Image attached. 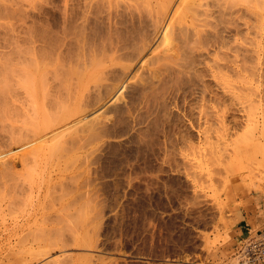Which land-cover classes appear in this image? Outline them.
<instances>
[{"label":"rangeland","instance_id":"obj_1","mask_svg":"<svg viewBox=\"0 0 264 264\" xmlns=\"http://www.w3.org/2000/svg\"><path fill=\"white\" fill-rule=\"evenodd\" d=\"M12 1L13 2L10 0H0V25H3L0 26V52H2L0 53L2 56H0L3 58L2 60L0 57V94H2L0 95V108H2L0 117L1 115H5L6 117H4L8 119L2 120L3 116L0 118V129L3 130V132L1 130L0 132H2L3 135H6L4 138H2V140H6L7 138L5 137H8V135L11 136L15 134L14 137H17L19 127L23 128V126L24 129L29 127L31 130L29 131L27 128L29 131L27 132L29 134L33 135L35 132L34 129L32 130L31 126H27V122H23L25 119L22 112L27 113L31 117V113L33 114V111H31V105L30 107L28 105L29 103L27 97L26 99L23 98L25 96V92L21 91L23 89L18 87L21 85V83L17 84L19 77L15 75L20 74V65H25L21 63H27L26 60L29 59V57L30 59L34 58V64L37 67L38 73V0L36 3V0ZM149 1L150 0H145L144 2H147L146 8H144L145 6L143 7V5H145L143 2H139L143 3L141 7H143L144 10L146 9L145 11H150L152 7L156 9V2H158V6L159 2L162 0H151V2H155V6H150L151 3ZM178 1L179 0H173L171 2L170 8L172 6H176ZM251 1L253 0H250V2ZM201 2L206 4L207 2H211V0H202ZM250 2L246 0L245 2L244 0L243 2H240L242 4L241 7H243V3L246 5L248 9L246 10V13L248 12V15H250L249 11H256L255 9L259 8H255L258 4L256 1V5H254L255 7L253 6L254 8L251 9L252 5L255 3L250 4ZM3 3L4 5L2 6ZM172 3L174 4L172 5ZM249 5H251V7ZM15 6L17 8H15ZM200 7H203V5H188L185 10L183 7L182 9L185 12L187 10L188 11L185 13L181 10L183 13H185V15H179L178 12L175 17V20L178 22V26L180 24L182 28L185 26L184 29L189 28L191 30L192 27H190V25L192 26L197 22V19L204 17L202 14L198 17L196 15L197 13L199 14L202 12L203 8L201 9ZM2 8L5 9L4 13ZM155 9H152L150 12H153ZM195 10L197 13H195ZM17 12H19V14ZM216 16L219 17L217 10L211 17H208V20H210L209 18L214 20V22L212 19V22L210 20V22L213 23V26L210 27V29L215 31L219 30L221 27V30L223 31V29H226L227 26L230 28V24L228 23L231 20L229 14H224L221 17L215 19L214 17ZM223 18H226L225 21ZM227 18L230 20L228 21ZM181 20H183L185 23H180ZM194 20L195 22H193ZM216 21V24L221 22L220 26H217L216 24L214 25ZM177 22H175V24H177ZM4 24L6 28H4ZM58 24L59 23L57 22L56 25ZM163 24L158 30L157 35L155 34L156 36L150 43L151 45L147 47V49H149V47L150 49L145 50L147 52L143 56V59H141L137 65L134 64L135 66L133 67V70L122 81L119 82V86L115 88L116 90L114 89L111 92L109 91V96L107 95L108 97L103 100V102H106L105 106L101 108L97 107L98 109L94 108L88 114L86 113L83 116H80L81 118L78 117L71 122H66L61 125L62 127L58 126L56 129L43 133L40 136H36L35 138H32V136L28 134V136H31L29 137L31 139H28V141L22 144H12L11 142L14 141H11L9 137L8 139L9 144L11 143V147L5 146L6 149L1 147L2 150H0V161L1 159L4 161L6 159V162L8 160L9 164L8 162L6 164L9 166L11 165V170L6 171V174L4 172H0V190L7 192L9 189H11L8 192L13 193L11 195L9 193V196L6 195L8 192L6 193L3 191L4 193L0 195V197H3V200H0L1 204H3L0 207V264H231L233 261V251L235 245L247 234L249 228L253 231L264 229V160H262L264 158V91H262L264 90V76L262 75L264 73H262V75L260 74L261 76L257 75L256 80L255 77H250L252 80L249 79V85L251 86L252 90L249 91H252V93L249 92V101L247 99L248 102H245L246 104L248 103V105L244 104L246 111L244 107L239 105L242 108H236L238 105H234V108L232 107L233 109L230 111V115L235 117H231V122L228 124L227 129H225L222 124H214V126L212 125L213 127L207 126L206 124H203L202 119H200L201 123L199 122L202 126L196 123L197 128L196 126L189 127L187 120H184L186 119L185 116L180 119V116H182L180 114L181 111L176 106H174V104L170 103L165 105L166 107H162L165 104L163 103L164 95L162 96V94L165 93L166 96L169 92L168 89L171 88L170 90H172V85H174V83L168 82L169 84H166L167 90L165 89V86L164 88L160 87L161 89L159 88V90H155L154 94H149L148 98L146 93V99L143 96V100L141 99L142 96H133L134 93H132L135 91L134 87L137 84V82H135L134 76L136 74H142L145 69V66H143V68H139L141 62L145 59V57L147 58L148 55L150 56L156 53V50L152 52L151 50L159 42L158 40L161 38L160 35H162V32L164 31L163 29L165 28L164 26L167 23H165L164 26ZM215 26L217 29L214 30ZM150 29L153 33V29L151 27ZM222 31L219 30V34L223 32V34H226L225 31ZM251 31H253V29ZM231 42L232 40H230V43ZM207 44H210V42ZM163 47L166 46L162 45L157 49L161 51ZM19 49H21L23 52ZM5 54H10V57L6 59L7 57L5 56L7 55ZM25 57H27V59ZM16 59L17 61L15 62L14 60ZM116 62L121 63V59H117ZM122 62L125 63L123 59ZM199 66L201 67V65ZM262 67L264 70V64H262ZM51 68L53 69L54 65H51L48 69L51 70ZM50 70L47 71L49 72ZM36 81L38 82V79H36ZM257 81L258 83H255ZM234 82V89L237 90L236 85L238 86L239 82L237 80ZM14 85L15 87H13ZM36 86H38L37 83ZM254 86H257L258 89H256L257 87L254 88ZM19 88L20 90H18ZM218 88L219 87H217V90ZM9 89H11L10 92H8ZM162 89L166 91H161ZM253 90L257 93L254 92V94ZM120 92H122V99H116L115 97H117ZM219 92L221 93V91ZM9 93H11V95ZM66 95L68 94H64V97L60 98V100L57 102V105H55L56 103H54V100H52L54 102L47 100V103H53V105L56 106V109L58 108V111H56L57 114L60 113L61 109L65 107L68 109L71 106L74 109L76 108V104L74 103L76 100L74 98L73 100L72 98L69 99V95L68 99L66 100ZM129 96L133 97V99H130L131 102L128 99ZM157 96H159L158 99ZM6 97L8 100L5 99ZM160 97L162 100L159 99ZM3 99L4 102H6L5 104L2 102ZM25 101L28 104H26ZM70 101L74 102L70 103ZM129 102L130 105L128 104ZM160 102H162L161 104L163 105H161ZM118 104L122 105L125 111L123 110L121 111L122 113H117V110L114 106H118ZM23 105H26V107ZM53 105H49L52 107L51 110H55V106L53 108ZM45 106L48 108L47 104ZM3 107H6L5 109L7 114H11L7 115L4 113L5 109ZM72 107L69 110H73ZM105 107L110 108L106 109ZM47 108L46 111L50 109ZM219 108L220 107H217L216 110L221 114V112H219L221 111V108ZM48 111L50 114L53 112L50 110ZM16 112H19V117L16 115L17 118L14 116ZM98 112H100V116L105 115L108 117L105 119V116H99V119L106 121V123L105 121L103 123L101 120H99L104 124L105 129L102 126L104 130L101 128L102 131L98 132V126L103 125L99 122L96 125L98 128L92 130L93 133L96 132L95 130H97L98 134L87 132L91 131L89 130V126H86L88 129L83 126V129L85 128L84 130L78 128V131L76 129L74 132L73 129L72 132L70 131L71 133L68 132L74 126L78 127L77 125H79L80 127L82 125L81 123H83L86 118L88 119L89 117L95 115V113L98 114ZM20 115H22V117ZM118 115L120 117H118ZM178 115L180 116L178 117ZM12 116H14V118ZM9 117H12L14 122L12 119L9 120ZM31 119L32 118H30V120ZM181 120L185 121L187 124L184 123L183 126V124L180 123ZM2 121L3 124L5 123V125L1 124ZM3 126L4 128L6 127L5 131ZM204 126L207 127L209 131L216 129L212 132L213 134H216L217 132L218 135L214 136L211 132L213 135L212 137H215L216 139V136H219V133L221 134L224 129L227 133L224 131L225 133L223 132L222 135L225 136L222 137L220 135L218 140H215L214 142L212 139L215 138L211 137V139L203 137L205 135L203 134L204 130L206 129ZM247 128L254 129L252 130L254 131L253 137L249 136L250 129ZM197 129L199 132L201 130L200 133L203 135L201 137L199 136L201 139H198V137L197 139L193 137L192 131H196ZM208 130L206 129V132ZM247 130L248 133H246ZM10 131H13L14 133L9 134ZM61 131H67L69 133L66 136L64 135V137L59 140L61 143H65L63 145L59 141L56 142L54 140L56 134L58 135L62 133ZM36 132L38 134V131ZM88 133L92 135H89ZM2 134L0 133L1 136H3ZM76 135L79 136V138H76ZM240 135L243 137H240ZM89 136L91 139H93L91 140ZM95 136L98 137V139ZM202 137L205 139H202ZM232 138L234 140H232ZM50 139L51 141H54L51 142ZM5 140L0 141V143L4 142ZM66 140L69 142H65ZM257 140H259V142H257ZM81 141L82 144H80ZM211 141L212 143L210 144ZM49 143L54 144L53 147L61 146L62 150L60 149L55 153V155L60 158H56L55 155L48 154V149L52 146ZM194 143L196 145H194ZM191 144H193L195 147H197V145L200 146L199 149L202 151L199 153L203 154V156L201 155L202 157L200 154L199 157H197V152V155L194 157V146ZM38 146H41L39 152H37ZM33 147L36 148L35 151L38 153L36 158L33 157L35 156L33 155L35 152L30 151ZM189 149L192 151L191 155L187 154L189 153ZM86 156L87 158H84ZM260 157H262L261 161L259 160ZM24 158L26 159V162ZM66 159H68V161ZM30 160L31 163H29ZM70 162L73 164H69ZM31 164L35 165L32 166ZM57 165L59 167H57ZM27 166L30 167L29 169H31L30 172L33 175L31 174L30 178L33 180L30 179L28 181V179H26L29 174H26V176L28 175L27 177L25 176L24 167ZM31 166L34 167L33 170ZM227 167H229V169ZM47 175L49 176L47 177ZM21 181L24 183L23 185H21ZM5 183H7V185H5ZM53 183L56 184L55 187ZM30 189H32V191H30ZM53 189L56 191L53 192ZM51 192L52 194H50ZM57 192L60 193L57 194ZM87 192L90 193L88 194ZM24 193L27 194V196ZM18 195H20V197ZM5 196L8 197L5 198ZM15 197L18 198V201H15L16 203H14ZM54 197L55 200L52 201ZM72 199L76 203H74ZM86 201L91 203L87 204ZM2 202H5V204ZM21 202H23L21 204L23 210L20 211L17 208L20 207V204L18 203ZM2 207L3 209H1ZM80 212L82 214H80ZM64 213H68V215H61ZM82 215H85V217L83 218ZM36 225L38 227L42 226L43 229H39L38 236L36 237L35 241L34 237L32 240L33 234L31 233V229L33 227L35 228ZM241 225L247 227V229L244 228L243 234H239L238 232L240 231L239 228ZM57 227L62 229L59 230ZM63 227L65 228L63 229ZM50 228L53 230H49L48 233L47 229ZM29 229L30 231H28ZM50 231L52 233H50ZM86 231H88L87 234L85 233ZM85 239H87V243ZM23 248L24 251H27L26 253L23 251ZM32 250H35V252L37 251V253ZM29 251H31L33 254L29 253ZM61 251H63V253ZM61 254H64L63 259ZM82 255L83 257H81Z\"/></svg>","mask_w":264,"mask_h":264},{"label":"bare ground","instance_id":"obj_2","mask_svg":"<svg viewBox=\"0 0 264 264\" xmlns=\"http://www.w3.org/2000/svg\"><path fill=\"white\" fill-rule=\"evenodd\" d=\"M6 1H8V0H6ZM10 1L13 2L12 0H10ZM154 1H156V0H154ZM154 1L153 2H151V0L149 1L151 3L150 6L154 5V3H155ZM172 1L173 0H162L159 2L158 6H157L158 2H156V4H155L156 9L153 7L152 8L150 7L151 10L155 9L153 12H150L151 10L150 11H148V10L145 11L146 9L144 10V8H146V3H147V2L144 3L145 0L144 1L143 0L142 1L141 0H139V1H137V0H38V51H37L38 52V60H37L38 61V73H37V67L34 64L35 63V61L33 60L34 58L30 59V57H29V59H30V61H29V59H27V57H25L27 59L26 60L27 63H21V64H23V65L25 64V65L24 66L20 65L21 66L20 67L21 68L20 74L15 75V76L19 77L18 78L19 81L17 82V84L21 83V85H19L18 87L22 88L23 90H21V91L25 92V96L24 95H22V96H24L23 97L24 99H26V97H27L29 104L26 102L27 100L25 101V103L28 104L29 107L31 105V107H32L31 111H33V114L31 113V117L27 113L22 112L24 115L23 117L25 119V120H23V122L24 121H25V123L27 122L28 123L27 126L28 125L31 126L32 130L34 129L35 132L33 135H31L28 133L29 131H31L29 129V127H26L25 129H24V126H23V128L19 127L17 137H14L15 134L11 135L12 137L9 135H8V137H5V138H7L6 140H8V141L3 139L5 141L0 143V150H2L1 147L2 148L4 147V149H6L5 146L11 147V143L12 144H14V143L22 144V143L28 141V139H31V138H29L31 136H32V138L33 137L35 138L36 136H40L43 133L50 132L51 130L56 129L58 126H61L62 124L66 123V122H71L72 120H74L80 116H83L86 113L88 114L94 108L96 109L97 107L101 108V107L105 106L106 102H103V100H105V98L109 96L108 93H110L117 86H119V82L122 81L133 70V67L135 65H137V63L141 59H143V56L147 52L145 50L147 49L148 46L151 45L150 43L153 41L154 37L157 35V32L160 29L163 22H164L163 26L165 25V23H167V24L164 26L165 27L164 29L162 28L164 31L162 32V30H161V32H162V35H160L161 38L159 40L157 39L159 42L151 50V52L156 50V53L154 55H150V56L148 55L147 58L145 57V59L141 62L140 67H139V68H141V67L143 68V66H145L143 73L142 74H136L134 76L135 82H137V84L134 87L135 91L133 90L134 92H132V93H134L133 96L140 95V96H142L141 97L142 100H143V96L146 99V96H145L146 93H147V98H148L149 94L150 95L154 94V91L159 90L160 87L164 88V86H165V89L167 90L166 84H169L168 82H172V83H174V85H172V90H170L171 88H169V85H168V88H169L168 94L169 95L166 93L167 95L165 96L164 92H163L164 94H162V96L164 95L163 96V103H165L163 105V104H161L162 102H160V104L163 105L162 107H164L165 105L170 104V103L174 104V106H176L181 111L180 114L182 116L178 115V117L180 116V119H182V117L185 116L186 119H184V120H187L189 127L196 126V128H197L196 123L198 125H201L200 119H202L203 124H206L207 126H212V125L214 126V124H217V125L222 124V126H224L225 129H227L228 124H230V122H231V117H233V115L232 116L230 115L231 114L230 111L234 108L233 106L236 104L238 106L240 105L242 107H244V104L248 105V103L246 104L245 102L249 101V92L252 93V91H249V90H252L251 86L249 85L250 77H255V80H256L257 75H260V74L262 75V73H264V70L262 67V64H264L263 63L264 62V60H263V57H264V32H263L264 0H255V2L253 0V1H251L252 3L250 2V0H246V1H249L250 4L255 3L252 5L251 9H253L255 7L254 5H256V1L258 3L256 5L257 7H255V8H258V7L259 8L255 9L256 11H253V10L249 11L250 15H248V12L246 13V10H248V9L244 3H243V7H241L242 4L240 2H243V0H235V1L234 0H211V2H207L206 4L205 3L203 4L201 2L202 0H179L178 3L176 2L177 4L175 3L176 6H174V7L172 6L173 8L172 7L170 8ZM206 1H208V0H206ZM36 2H37V0L35 1V3ZM139 2H143L145 4V5H143V7L144 6L145 7L144 8L141 7L143 3H139ZM238 2L240 3V5ZM244 2H245V0H244ZM1 3H2V1H1ZM173 4L174 3H172V5ZM3 5H4V3L2 4V6ZM188 5H190V6H202L203 5V7H200L201 9L203 8L201 13L198 14L196 10H195L196 12L195 11L194 12L197 13L196 14L197 17L199 15L201 16V14L204 15V17L197 19V22L194 23L192 26L190 25V27H192L191 30L189 28L184 29L185 26H184V28H182L180 26V24L178 26V22H177V20H175V17L178 14V12H179V15H185V13L188 10L186 12L184 10ZM35 6H34V8H35ZM249 6L251 7V5H249ZM183 7H184V10L182 9ZM11 8H13V7H11ZM15 8H17V7L15 6ZM2 9L4 10L3 11V13H4L5 9L4 8H2ZM181 10L184 11L185 13H183ZM216 10L219 14V17H221L224 14L230 15V19L232 21L227 18L228 21L229 20L231 21V22L230 21L228 22L230 24L229 25L230 28L227 26L226 27V29L228 28L227 30L223 29V31H225L226 34H223L224 32L221 30V27L219 28V30L222 31L223 33H220V34H219V30H215V29H217L216 26L214 28L215 31L210 29V27L213 26V23H211L213 19L209 18L210 20L212 19L210 22V20H208V17H211ZM249 10H250V8H249ZM12 11L14 12L13 9H12ZM25 11H26V9H25ZM171 11H172V13H171ZM194 12H193V14L195 15ZM17 13L19 14V12H17ZM219 17L216 16L214 18L216 19ZM250 17L252 20L250 19ZM225 19L223 18L224 21H225ZM227 20H226V22H227ZM57 22L59 23L58 25H56ZM175 22H177V24H175ZM193 22H195V20ZM213 22H214V20H213ZM226 22H224V23H226ZM18 23H20V22H18ZM180 23L184 24L185 22H183V20H181ZM191 23H192V20H191ZM216 23H217V21L214 23V25ZM218 24H216V25L220 26L221 22L220 23L218 22ZM187 26H189V25H187ZM150 27L153 29L154 35H153ZM4 28H6L5 24H4ZM222 28H224V27H222ZM19 29H21V28H19ZM28 29H29V27H28ZM252 29H253V31H251ZM9 33H11V32H9ZM151 33H152V35H151ZM250 35H252V36H250ZM230 40H232L233 43L232 42L230 43ZM209 42H210V44H207ZM162 45H164L166 47H163V49L162 50L160 49L161 51H159V49H157V48L159 46H162ZM22 47H23V45H22ZM25 48H26V46H25ZM149 49H150V47H149ZM149 49H147V50H149ZM19 50H21V49H19ZM0 53H2V52H0ZM19 53H20V51H19ZM27 54H28V52H27ZM0 55L2 56V54H0ZM5 55H7V54H5ZM9 55L5 56V57H7L6 59H8V57H10ZM18 59H19V57H18ZM117 59H119V60L121 59V63H117L116 62ZM122 59H123V61H125V63L122 62ZM2 60H3V58H2ZM114 60H115V62H114ZM14 61L16 62L17 59ZM19 62H20V59H19ZM19 62H17V63H19ZM9 64H11V63H9ZM202 64H203V66H202ZM51 65H54V68L53 69L51 68V70H50L48 68H50ZM199 65H201V67ZM14 66H15V64H14ZM2 68H3V65H2ZM47 70H50L51 72L50 71L48 72ZM5 73H6V71H5ZM262 76H264V74ZM8 77H6V78H8ZM13 77H14V74H13ZM206 77H208V78H206ZM130 78H131V76H130ZM36 79H38V82L36 81ZM260 79H261V77H260ZM6 80H8V79H6ZM235 80H237L239 82L238 86L236 85L237 90L234 89V87H235L234 81ZM250 80H252V79H250ZM253 81H254V78H253ZM6 82H8V81H6ZM15 83H16V81H15ZM36 83L38 84V86H36ZM255 83H258V81ZM216 85H217V87L220 88V89L218 88V90L221 91V93L217 90ZM13 87H15V85ZM255 87H257V86H254V88ZM20 88L18 90H20ZM11 89H13V88H11ZM11 89H9L8 92H10ZM256 89H258V87ZM163 90L164 89H162L161 91H163ZM166 90H164V91H166ZM234 90H236V91H234ZM254 90H253V93L254 92L257 93ZM262 91H264V90H262ZM11 93H9V94L11 95ZM5 94H6V92H5ZM64 94H68L70 96L69 99L72 98V100H73V98H74L76 100V102L73 101L76 104V108L74 109L71 106L73 108V110H69V109H71V107L69 109L67 107H65V108H62L61 112L57 114L56 111H58V108L56 109L55 105H57V102L60 100V98L64 97ZM0 95H2V94H0ZM68 95H66L67 96L66 100L68 99ZM159 96H157V99ZM161 97L159 99H161ZM115 98L116 99L117 98L122 99V92H120V94ZM5 99H7V97ZM128 99L129 100L133 99V97L129 96ZM247 99H248V101H247ZM47 100H49V101L54 100L55 102L54 101H52V102H54L56 104L55 105H53V103L49 104V103H47ZM71 101H70V103H73ZM2 102L4 104L6 103V102H4V99L2 100ZM68 102H69V100H68ZM130 102H131V100H130ZM130 102L128 103L129 105H130ZM23 103H24V101H23ZM46 104L48 105V108H50V109H48L47 106H45ZM151 104H152V101H151ZM14 105H16V104H14ZM49 105H51V106L53 105V108L55 106V110L54 109L51 110L52 107H50ZM3 106H6V105H3ZM168 106H170V105H168ZM238 106L236 108H242V107H240V106L238 107ZM24 107H26V105ZM114 107L117 110V111L115 110L117 113L118 112L122 113L121 111L124 110L122 105H119V104H118V106H114ZM127 107H129V106H127ZM217 107L221 108V111H219V112H221V114L218 113V111L216 110ZM3 108L5 109L6 107H3ZM14 108L16 109L15 106H14ZM46 108L48 110H50L51 112L53 111L54 113L55 112L56 113L54 114L52 112L53 114L52 113L50 114L48 110L46 111ZM107 108L109 109L110 107H107ZM1 109L2 108H0V112L2 113ZM4 109H3V111H4ZM106 109H104V110H106ZM244 109L246 111L245 107H244ZM14 111H16V110H14ZM27 111H28V108H27ZM103 111H102V113H103ZM100 112H98V114L95 113V115L89 117L88 119L86 118V120L83 123H81L82 128H81V126L79 127V125H77L78 127L74 126L75 128L73 127L72 129H70L69 131L67 130V131L72 132V130L74 129V132H75L76 129H77V131L79 129H83V126H85V128L88 129V127H86V126H89V130L92 131V130L99 127V129H97V130H98V132H101L102 130L105 129L104 124H103L105 120L102 121V119H99ZM4 113H6V109H5ZM18 113L17 112H16V114L14 113L15 114L14 116L18 115ZM10 114H7V115H10ZM25 114H27V115H25ZM127 114H129V113H127ZM195 115H196V117H195ZM2 116L3 115H1V117ZM4 116H3V118L6 117V116L5 117ZM14 116H12V117L14 118ZM20 116L22 117V115H20ZM27 116H29V117H27ZM104 116L102 115L100 117H104ZM121 116H122V114H121ZM12 117L11 118L9 117V120L12 119V121H13ZM18 117H19V115H18ZM21 117H20V119H21ZM118 117H120V116L118 115ZM3 118H2V120L7 119V118H5V119H3ZM16 118H17V116H16ZM30 118H32V119L30 120ZM106 118H108V117L105 116V119ZM99 120H101L103 123H101ZM166 121H168V120H166ZM99 122L103 125H101V126L99 125L97 127L96 125ZM105 123H106V121H105ZM180 123L183 124V126H184L185 121L181 120ZM187 123H185V124H187ZM1 124H3V121L1 122ZM177 124H178V122H177ZM3 125H5V123ZM130 125H129V127H130ZM67 126H66V128H67ZM102 126L104 127V129ZM124 126H125V124H124ZM153 126H154V124H153ZM8 127H9V124H8ZM141 127H143V126H141ZM189 127H187V128H189ZM255 127H253V128H255ZM3 128H4V126H3ZM5 128H4V131H5ZM27 128L29 129V131ZM101 128H102V130H101ZM144 128H145V126H144ZM205 128L208 130L207 127H205ZM253 128H251V129L247 128V129H250L249 136H252V137H253V132H254V131H252V130H254ZM17 129H18V127H17ZM206 129L205 130L203 129L204 130L203 134H205L204 136L202 135V133H200L201 130H200V132L198 131V129L196 131H192L193 137L196 139H197V137H198V139H201V138H199V136L200 137L203 136L205 138H211L213 135L214 136L218 135L217 132H216V134H213V132H212V131H215L216 129L215 130L213 129L212 131L208 130L207 131L208 133L206 132ZM225 129H224V131H225ZM0 130L3 132L2 129H0ZM97 130H95L96 132H94V133L98 134ZM185 130H187V129H185ZM244 130H246V129H244ZM36 131H38V134ZM67 131H65V132L61 131L62 133H60L58 135L56 134V136L54 137L55 138L54 140L56 142L59 141L62 137H64V135L66 136L67 134H69ZM91 131H87V132L94 134L93 131L92 132ZM2 132H0V133L2 134ZM85 132H86V130H85ZM211 132L213 135L211 134ZM223 132H221V134L219 133V136H216L217 139L215 137H212V138H215V139L211 138L212 141H214V142H215V140L217 141L218 137H220V135L222 137H224L225 135L224 136L222 135ZM13 133H14L13 131L12 132L10 131L9 134H13ZM167 133H169V132H167ZM246 133H248V130L246 131ZM28 134L31 136H28ZM92 134H89V135H92ZM190 134H192V133H190ZM4 136H6V135H3L0 137V141H3L2 138H4ZM72 136H73V134H72ZM171 136H173V135H171ZM241 136L242 135H240V137ZM9 137H10V140L14 141V142L10 141L11 143L9 144V139H8ZM203 137H202V139H205ZM254 137H256V136H254ZM76 138H79V136L76 135ZM96 138L98 139V137H96ZM90 139H91V137H90ZM177 139H179V138H177ZM48 140H49V138H48ZM82 140H83V138H82ZM88 140H85V141H88ZM232 140H234V139L232 138ZM235 140H236V138H235ZM50 141H51V139H50ZM53 141H51V142H53ZM212 141L210 142V144L212 143ZM65 142H67V140ZM257 142H259V140H257ZM47 144H46V147H47ZM61 144L63 145L65 143H61ZM80 144H82V141L80 142ZM50 145H52L48 149V154H50V155H55V153L61 149V146L53 147L54 144H50ZM57 145H59V144H57ZM191 145H193V144H191ZM194 145H196V144L194 143ZM40 147L41 146H38L37 152L40 151L39 150ZM64 147H67V146H64ZM72 147H74V146H72ZM194 147H193V155L195 157V155H197L196 154V152H197L198 153L197 157H199V154L201 153L202 150L199 149L200 146H198V145H197V147H195V148ZM77 148H79V147H77ZM191 149H189V151H188L189 153H187V154H190V155L192 154ZM238 149H239V147H238ZM35 150H36V148L33 147L30 151L36 153V154L33 153V155H35L33 157L36 158L38 153ZM45 151H47V150H45ZM190 151H191V153H190ZM209 151H206V152H209ZM85 153H86V151H85ZM60 154H61V152H60ZM232 154H234V153H232ZM84 155H86V154H84ZM201 155L203 156V154H200V156ZM239 155H240V153H239ZM260 155H261V153H260ZM47 156H49V155H47ZM64 156H65V154H64ZM211 156H213V155H211ZM56 158H60V157L56 156ZM84 158H87V156ZM261 159H262V157H260L259 160L261 161ZM32 160H34V159H32ZM66 160L68 161V159H66ZM73 160H74V158H73ZM262 160H264V158ZM3 161L4 160H2V159L0 161V172H4L6 174V171L11 170V165L10 166L8 165L9 164L8 160H7L8 164H6L7 163L6 159L4 162ZM25 162H26V159H25ZM29 163H31V160ZM69 164L72 165L73 163L70 162ZM27 165H28V163H27ZM34 165H32V166H34ZM22 166H24V165H22ZM32 166H31V168L33 170L34 167H32ZM57 167H59V166L57 165ZM24 168H25V171L29 170L28 172L24 171L25 176H26V174H29V176L27 175L28 177L26 176L27 177L26 179H28V181H29L30 179H32V178H30V175L32 174L30 172L31 169H29L30 167H28V166L24 167ZM227 168L229 169V167H227ZM227 168H226V170H227ZM65 169H66V166H65ZM59 170H61V169H59ZM20 174H21V172H20ZM48 176L49 175H47V177ZM252 176H253V174H252ZM17 177H19V176H17ZM23 177H24V175H23ZM261 178H262V176H261ZM251 179H252V177H251ZM22 181H23V179H22ZM22 181H21V183H22ZM47 181H48V179H47ZM23 184L24 183H22L21 185H23ZM5 185H7V183H5ZM55 185L56 184H54V187H55ZM0 189H1V187H0ZM26 189H28V188H26ZM10 190L11 189H9L8 191H10ZM3 191L4 190H2V191L0 190V192H1L0 195H2L4 192H6V191H4V192ZM30 191H32V189H30ZM47 191H49V190H47ZM55 191L56 190H54L53 192H55ZM27 192H28V190H27ZM27 192H25V193H27ZM9 193L10 192H8V194H6V195H9ZM12 193H10V195ZM59 193L57 192V194H59ZM19 194H21V193H19ZM27 194H25V195L27 196ZM50 194H52V192ZM18 196L20 197V195H18ZM49 196H51V195H49ZM6 197H8V196H5V198ZM55 197H54V199H52V201L55 200ZM17 199L18 198L15 197L14 203H16L15 201ZM0 200L2 201L3 197H0ZM69 202H70V199H69ZM76 202H77V198H76ZM76 202L74 201V203H76ZM2 203L5 204V202H2ZM22 203L23 202L18 203V204H20V207H21ZM90 203L91 202H89V203L87 202V204H90ZM2 205L3 204H1V202H0V207ZM6 205H8V204H6ZM15 206H17V205H15ZM63 206H65V205H63ZM80 206H82V205H80ZM3 207L1 209H3ZM17 207H19V206H17ZM20 207L17 209L20 211L23 210V208L21 207V209H20ZM66 208H68V207H66ZM62 210H64V209H62ZM73 210H76V209H73ZM78 212H79V209H78ZM72 213H71V216H72ZM88 213H90V212H88ZM65 214L66 213L61 214V215H65ZM80 214H82V213L80 212ZM91 214H92V212H91ZM66 215H68V213ZM76 217H77V215H76ZM82 217L84 218L85 215L84 216L82 215ZM72 218H73V216H72ZM92 218H93V216H92ZM80 219H81V215H80ZM33 221H34V219H33ZM79 221H81V220H79ZM74 222H75V220H74ZM71 223H72V221H71ZM27 224H29V223H27ZM27 224H25V225H27ZM72 225H74V224H72ZM49 226H51V225H49ZM33 228L31 229V233L33 234L32 240H33V237L35 240L36 237L38 236L39 229L40 228L43 229V227L42 226L38 227L36 225V227L34 229ZM57 228L59 230L62 229L59 227H57ZM64 228L65 227H63V229ZM54 229H55V227H54ZM47 230H48L47 232L49 233V230H53V229L50 228ZM28 231H30V229ZM44 231H45V229H44ZM87 232L88 231H86L85 233L87 234ZM50 233H52V232L50 231ZM67 233H69V232H67ZM22 234H20V235H22ZM25 235H26V233H25ZM77 235H78V233H77ZM62 236H63V234H62ZM21 237H23V236H21ZM87 239L90 240L89 238H87ZM87 239H85L86 243H87ZM19 240H20V238H19ZM21 240H23V239H21ZM81 240H82V238H81ZM85 241H83V242H85ZM89 242H91V241H89ZM83 246H85V245H83ZM20 247H19V249H20ZM23 251H24V248H23ZM32 251L35 252V250H32ZM24 252L26 253L27 251H24ZM61 252L63 253V251H61ZM29 253L33 254L31 251H29ZM35 253H37V251ZM85 253H87V252H85ZM20 254H21V252H20ZM61 255H62L61 257L63 259L64 254H61ZM66 255H69V254H66ZM81 257H83V255ZM52 260H50V261H52ZM87 261H89V260H87ZM82 262H84V261H82ZM83 264H85V263H83Z\"/></svg>","mask_w":264,"mask_h":264},{"label":"built area","instance_id":"obj_3","mask_svg":"<svg viewBox=\"0 0 264 264\" xmlns=\"http://www.w3.org/2000/svg\"><path fill=\"white\" fill-rule=\"evenodd\" d=\"M231 264H264V229L247 231L235 245Z\"/></svg>","mask_w":264,"mask_h":264},{"label":"crops","instance_id":"obj_4","mask_svg":"<svg viewBox=\"0 0 264 264\" xmlns=\"http://www.w3.org/2000/svg\"><path fill=\"white\" fill-rule=\"evenodd\" d=\"M244 228L247 229V227H244V225H241V226H240V228H239L240 231H238L239 234H243V230H244ZM249 229H250V228H249ZM244 234H245V233H244Z\"/></svg>","mask_w":264,"mask_h":264}]
</instances>
